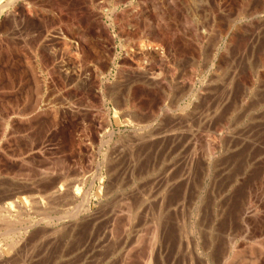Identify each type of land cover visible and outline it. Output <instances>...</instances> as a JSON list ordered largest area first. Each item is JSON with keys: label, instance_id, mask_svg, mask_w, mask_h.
<instances>
[{"label": "rangeland", "instance_id": "1", "mask_svg": "<svg viewBox=\"0 0 264 264\" xmlns=\"http://www.w3.org/2000/svg\"><path fill=\"white\" fill-rule=\"evenodd\" d=\"M177 1L0 0V264H264V0Z\"/></svg>", "mask_w": 264, "mask_h": 264}, {"label": "bare ground", "instance_id": "2", "mask_svg": "<svg viewBox=\"0 0 264 264\" xmlns=\"http://www.w3.org/2000/svg\"><path fill=\"white\" fill-rule=\"evenodd\" d=\"M177 1V0H176ZM178 2V1H177ZM191 3V2H190ZM179 4H182V1L180 0V3ZM182 6V5H181ZM184 6V5H183ZM168 8V7H167ZM207 13V12H206ZM204 14V13H203ZM99 15V14H98ZM96 18V17H95ZM198 18V17H197ZM217 19V18H216ZM173 22V21H172ZM215 23V22H214ZM91 24V23H90ZM95 25V24H94ZM202 31V30H201ZM205 31V30H204ZM93 32V31H92ZM203 32V31H202ZM87 33H90V32H87ZM260 35V34H259ZM163 40V39H162ZM203 40V39H202ZM200 41H201V39H200ZM143 47V46H142ZM70 49H73V50H76V47H73V46H70L69 47ZM140 48H141V46H140ZM147 49V48H146ZM141 50V49H140ZM142 51V53L141 54H143V56H146L145 54H147L148 52H149V49H148V51L147 50H145V49H142L141 50ZM151 52H152V50H150ZM155 51V50H154ZM150 52V53H151ZM155 52H157V51H155ZM155 52H153V54L155 53ZM149 53V54H150ZM156 54H158V52L156 53ZM160 54V53H159ZM162 54V53H161ZM142 56V57H143ZM154 56V55H153ZM161 56V55H160ZM149 57V56H148ZM145 58V57H144ZM160 58V57H159ZM163 58V57H162ZM163 60V59H162ZM163 62V61H162ZM156 69V68H155ZM157 74H159V72L157 73ZM151 77V76H150ZM228 87V86H227ZM231 91V90H230ZM227 93V92H226ZM220 103V102H219ZM216 105V104H215ZM218 105V104H217ZM215 107V106H214ZM139 117V116H138ZM185 129V128H184ZM191 129V128H190ZM178 131V130H177ZM178 134V133H177ZM4 217V216H3ZM133 218V217H132ZM5 219V218H4ZM8 219V218H7ZM10 219H12V218H10ZM1 220V219H0ZM4 221V220H3ZM6 221V220H5ZM19 221V220H18ZM9 224V223H8ZM16 224V223H15ZM5 225V224H4ZM14 225V224H13ZM12 226H10V228H11ZM7 229V228H6ZM9 229V228H8ZM12 229V228H11ZM61 231V230H60ZM186 233V232H185ZM58 234V233H57ZM186 235V234H185ZM152 240V239H151ZM151 259V258H150ZM151 264V263H150Z\"/></svg>", "mask_w": 264, "mask_h": 264}]
</instances>
